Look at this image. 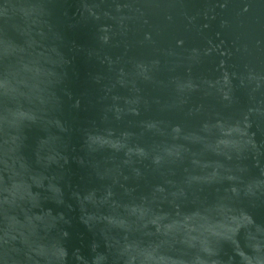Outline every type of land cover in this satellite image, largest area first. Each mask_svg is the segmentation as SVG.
<instances>
[{
	"label": "water",
	"instance_id": "1",
	"mask_svg": "<svg viewBox=\"0 0 264 264\" xmlns=\"http://www.w3.org/2000/svg\"><path fill=\"white\" fill-rule=\"evenodd\" d=\"M0 264H264V0H0Z\"/></svg>",
	"mask_w": 264,
	"mask_h": 264
}]
</instances>
